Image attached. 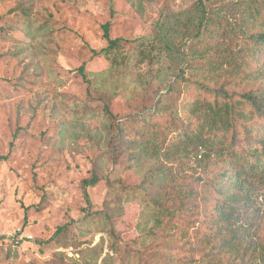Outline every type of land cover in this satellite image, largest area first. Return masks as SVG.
Masks as SVG:
<instances>
[{
	"label": "rangeland",
	"instance_id": "374dc122",
	"mask_svg": "<svg viewBox=\"0 0 264 264\" xmlns=\"http://www.w3.org/2000/svg\"><path fill=\"white\" fill-rule=\"evenodd\" d=\"M250 8V0H0V264H264V177L244 189L231 247L219 250L203 224L213 157H166V130L155 138L160 157L139 145L133 161L118 130L145 115L157 122L161 101L164 126L170 110L202 121L187 113L191 84L241 77L234 64ZM107 22L111 38L125 40L116 62L99 54ZM161 169H170L162 190ZM94 171L93 215L83 219ZM179 185L188 192L166 202L172 219L153 199Z\"/></svg>",
	"mask_w": 264,
	"mask_h": 264
},
{
	"label": "trees",
	"instance_id": "16d2710c",
	"mask_svg": "<svg viewBox=\"0 0 264 264\" xmlns=\"http://www.w3.org/2000/svg\"><path fill=\"white\" fill-rule=\"evenodd\" d=\"M250 2L251 8L245 18L249 23L245 28L246 39L239 50L241 55L234 64L237 75L241 77L221 84L207 80L191 84L196 89V95L192 97L187 113L192 115L199 113L202 121L192 120L189 116L188 120L184 121L170 110L172 121L169 122V119L167 121L169 123L164 126L162 119L169 109L161 106V101L156 114L157 122H153V115H145L136 120L137 128L141 127L139 130H136L137 128L129 130L127 123L118 126L120 135L126 143V151L133 161L138 160V155L143 150L144 152L151 150V154L160 157L162 151L155 138L157 139L158 134L166 130H171L166 157L188 153L203 158L202 151L208 152V160L213 157L212 165L208 170L207 168L204 170L203 184L204 192L207 194L205 199L208 203H212V206L211 213L207 215L203 224L205 229L211 230L210 238L218 239L219 250L231 247L235 233L230 226L231 220L243 207L242 205L249 202L248 190L244 191V189L250 188L252 179L264 177V0H250ZM206 15L205 7L202 6L200 27L203 26ZM111 27V22L103 26V38L108 45L99 54L107 60L116 62L125 40L112 39ZM202 34L198 31V37ZM80 72L84 75L83 68H80ZM240 84H245L247 89L238 90L236 86ZM174 90L172 85L170 92ZM14 138H17V133ZM13 145L12 142L10 147L12 148ZM4 159L6 157H0V160ZM169 171L170 169H161L158 172L157 181L161 190L170 175ZM98 181L99 177L95 171L89 180H84L83 198L86 208L83 219L93 215L92 203L86 188L95 186ZM183 190L188 192L187 187L173 186L171 191L162 197L164 203L162 200L160 202L153 199L157 207L162 209L160 213L165 212V215L173 219L175 212L165 206L166 202L180 196L178 193ZM68 228V224L59 227L51 240L67 232ZM111 235L114 237L113 232Z\"/></svg>",
	"mask_w": 264,
	"mask_h": 264
}]
</instances>
